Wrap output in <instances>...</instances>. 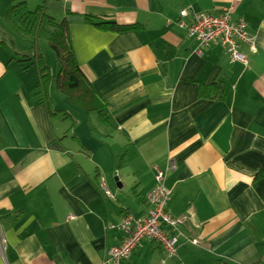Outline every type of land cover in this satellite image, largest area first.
Segmentation results:
<instances>
[{
    "label": "crops",
    "instance_id": "1",
    "mask_svg": "<svg viewBox=\"0 0 264 264\" xmlns=\"http://www.w3.org/2000/svg\"><path fill=\"white\" fill-rule=\"evenodd\" d=\"M16 1L0 0V264H103L126 237L111 225L148 214L159 170L168 211L186 219L167 264H264V202L252 186L264 164V0H23L68 20L106 117L61 92L59 71L48 99L39 94L38 71L20 61L35 50L7 20ZM228 7L256 38L255 51L240 43L248 65L219 41L196 52L176 23L183 10ZM89 18L142 27L102 29ZM215 82L226 96L200 97ZM163 255L145 238L123 264Z\"/></svg>",
    "mask_w": 264,
    "mask_h": 264
},
{
    "label": "built area",
    "instance_id": "2",
    "mask_svg": "<svg viewBox=\"0 0 264 264\" xmlns=\"http://www.w3.org/2000/svg\"><path fill=\"white\" fill-rule=\"evenodd\" d=\"M176 23L197 41L196 52L198 53H201V49L209 43L219 41L229 54L231 61L248 65L249 60L241 51L240 43H248L252 50H256V38L249 31L247 20L244 18L233 20L230 7L224 8L221 14L199 13L190 18L189 12L183 10ZM171 167L175 168L173 161L170 163ZM164 179L165 173L159 170L156 175V184L146 196L150 204L146 216L136 217L127 213L118 225H111L125 232L126 237L122 243L108 251L103 264H123L145 238L159 243L163 249L164 255L156 264H167L168 260L178 256L180 228L186 223V219L176 217L168 211L172 189L165 185ZM100 187L106 197H114L104 180L100 182ZM1 240L5 242L3 238ZM190 240L197 242L196 239Z\"/></svg>",
    "mask_w": 264,
    "mask_h": 264
},
{
    "label": "trees",
    "instance_id": "3",
    "mask_svg": "<svg viewBox=\"0 0 264 264\" xmlns=\"http://www.w3.org/2000/svg\"><path fill=\"white\" fill-rule=\"evenodd\" d=\"M7 20L15 29L21 38L31 41V48L35 50L33 55L20 61H31V65L35 66L39 81L37 88L43 99H48V89L53 79L51 66L47 63L44 54L39 51L37 44V36L40 30L44 27L49 28L48 44L54 51L57 61L60 64V69L55 76V81L58 89L67 94L75 103H82L89 110L97 111L100 115L106 117L103 106L97 105L99 94L94 89L92 83L86 76L85 72L77 62L69 29L68 20L66 18L57 19L50 15L47 11L46 4L39 5L34 10H28L23 0H17L8 12ZM95 25L102 29L123 31L128 29H139L142 27L139 24L120 25L115 20L97 18H89ZM35 40H32L34 36ZM226 86L215 82L210 84H201L199 95L202 98H218L226 96ZM257 196L264 202V164L256 172L252 184Z\"/></svg>",
    "mask_w": 264,
    "mask_h": 264
},
{
    "label": "rangeland",
    "instance_id": "4",
    "mask_svg": "<svg viewBox=\"0 0 264 264\" xmlns=\"http://www.w3.org/2000/svg\"><path fill=\"white\" fill-rule=\"evenodd\" d=\"M34 8L35 7H33L32 9H34ZM49 28H46L45 29L43 27L40 30V32H39L40 34L37 36V39L36 40H37V44L39 45L40 51L44 54L47 63L51 66V72H53L54 70L57 72L60 69V64L57 61V57H56L54 51L49 47V44H48V39L47 38H48L49 33H50L49 32ZM50 30H51V28H50ZM31 38H32V40H35L34 38H36V37L34 35ZM23 42H24V45L29 46V48L32 45L31 44V41L24 40ZM24 64L26 66H29V65H31V61H26ZM32 68H33V71H36L37 72L36 67L32 66Z\"/></svg>",
    "mask_w": 264,
    "mask_h": 264
}]
</instances>
